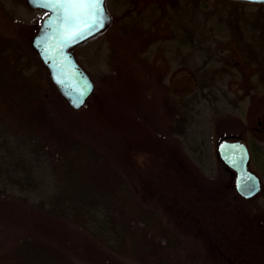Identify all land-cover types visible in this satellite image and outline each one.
Wrapping results in <instances>:
<instances>
[{"label": "trees", "instance_id": "16d2710c", "mask_svg": "<svg viewBox=\"0 0 264 264\" xmlns=\"http://www.w3.org/2000/svg\"><path fill=\"white\" fill-rule=\"evenodd\" d=\"M112 1L119 3V0ZM166 1L174 7V28L181 46L189 44L196 48L198 45L201 49L200 45L207 43L208 33L201 27L200 20L192 17L196 15L195 10L192 11L188 4L184 5L182 0H159L158 4L163 5ZM218 1L232 4L233 8L228 13L235 19L239 18L237 7L250 3ZM254 4L261 9L251 16L260 33L250 37L257 47L264 48V3ZM38 27L29 36L32 57L18 39L0 36V200L2 204L12 205L13 212L17 205L18 212L14 216L19 227L10 237L0 232V264H129L130 259L147 264L150 259L155 264H192L189 263L191 256L175 263L171 256L179 244L175 231L166 227L154 211L136 204V193L125 173L91 141L57 123L48 105L50 86L57 91L32 45ZM235 30L240 35H232L233 40L246 44L248 40L241 37V30ZM193 32L196 34L194 37ZM103 34L87 40L76 49ZM249 58L243 65L249 67L253 60L258 62L256 70L262 67L263 61L257 55ZM249 76L251 78V74ZM250 83L247 77L240 86L249 87ZM246 93L254 103L264 97L261 91ZM89 98L96 99V94ZM94 101L96 106L102 105V102ZM175 101L178 108L184 107L187 111L202 107L191 93L187 98L181 94ZM218 107L215 105V109ZM99 110L102 111L101 108ZM250 110L246 117H251L246 119L232 113H217L215 117L233 120L238 129L237 137H241L253 124L263 126L258 115L264 109H254L255 112L249 113ZM118 120L117 116L104 119L107 125L117 130L121 127ZM138 128L137 141L130 140L126 133L122 134L119 152L127 166L136 168L137 156L141 153H150L154 157L151 166L158 165L153 168L154 175L142 177L144 187L149 190L146 193L158 192L161 198L166 199L165 206L182 224L191 226L194 223L211 249L223 257L228 256L230 263L260 264V256L249 252L245 242H240L238 247L227 242L225 214L231 209L233 197H241L233 184V171L220 159L231 176L224 189L215 186L213 190L203 186V191L192 190L191 184L198 179V170L186 160L188 156H180L177 152L178 156L172 157L169 151L165 156L162 146L157 144L165 140V133L154 142L148 125ZM202 132V127L194 126L188 134V146L199 158L204 142ZM176 148L171 150L175 152ZM258 149L260 153L254 152V156L256 159L260 156L264 161V147L258 146ZM4 213L0 204V215ZM253 222L255 220L249 221L250 224ZM251 233L249 242L258 238L257 232ZM76 235L81 239L77 240ZM257 243L264 249V242Z\"/></svg>", "mask_w": 264, "mask_h": 264}, {"label": "rangeland", "instance_id": "374dc122", "mask_svg": "<svg viewBox=\"0 0 264 264\" xmlns=\"http://www.w3.org/2000/svg\"><path fill=\"white\" fill-rule=\"evenodd\" d=\"M158 3L159 0H119V3L108 0V9L114 17L112 25L97 40L74 50L79 63L95 82L93 95L96 94V99L89 98L84 107L74 109L50 86L48 105L57 123L91 141L125 173L136 193V204L154 211L166 227L175 231L179 241L176 252L171 253L175 263L191 256L189 263L192 264H235L227 260L228 256L223 257L211 249L194 223L191 226L182 224L165 206V198H161L158 192L146 193L149 190L144 187L142 177L154 175L153 168L158 167L151 166L154 161L152 154L141 153L136 160L138 167H130L123 160L119 145L123 133L130 140L137 141L140 125L145 128L148 125L154 142L165 133V140L157 144L162 146L165 156L169 152L170 156H178L177 152L180 156H188L186 160L198 170V179L191 184L192 190L203 191V186L213 190L215 186L224 189L230 176L220 160L217 144L222 139L242 138L251 149L250 168L258 173L264 184V161L260 156L258 159L254 156V152L260 153L258 146L264 147V112L258 115L263 126L253 124L241 137H237L238 129L233 120L215 117L217 113H232L246 119L251 117H246L249 108V113L255 112L254 109H264V97L254 103L246 93H264V48L257 47L250 37L260 33L251 16L261 9L254 3L239 5V18L235 19L228 13L233 8L231 3L182 0L184 5L188 4L192 11L195 10L196 15L192 17L200 20L201 27L208 33L207 43L200 45V49L198 45L196 48L189 44L181 46L174 28V7L168 1L163 5ZM155 8L156 11L153 10ZM44 15L43 11L28 6L27 0H0V36L18 39L32 57L29 36L40 25ZM235 28L241 30V37L248 40L245 41L247 45L233 40L232 35H240ZM251 55H257L263 61L261 68L256 70L258 62L253 60L251 66L243 65ZM37 65H40L39 61ZM247 77L251 86L242 88L240 82H246ZM188 93L201 103V108L198 106V109L190 111L178 108L175 100L181 94L187 98ZM94 100L102 102V105L96 106ZM215 105L219 106L218 109ZM106 116L119 117L121 127L112 129L104 121ZM194 126L204 130V142L199 150L201 158L194 156L188 146V134ZM172 147H177L175 152ZM47 162L51 161L47 159ZM233 198L231 209L224 218L227 219V242L237 247L240 242H245L247 250L260 256V264H264L263 245L257 243L264 242V191L249 199ZM1 202V209L7 214L0 215V232L10 237L19 228L14 216L18 207L16 205L13 212L12 205ZM251 219L256 223L250 224ZM251 232L258 238L249 242L253 235ZM75 237L81 239L78 235ZM254 242L259 244L258 247ZM130 261L129 264H147L134 262V259ZM148 264L155 263L150 259Z\"/></svg>", "mask_w": 264, "mask_h": 264}, {"label": "water", "instance_id": "95a60500", "mask_svg": "<svg viewBox=\"0 0 264 264\" xmlns=\"http://www.w3.org/2000/svg\"><path fill=\"white\" fill-rule=\"evenodd\" d=\"M107 1L102 0L95 18L96 24L89 29L83 23H65L62 9L45 7L46 0H27L30 7L45 13L32 38V45L55 89L74 109L84 107L95 91V82L79 63L74 49L112 25L114 17L108 9ZM237 1L264 3V0ZM217 152L220 159L233 171L234 186L241 197L249 199L262 192V180L250 168V149L242 138L222 139L217 144Z\"/></svg>", "mask_w": 264, "mask_h": 264}, {"label": "snow or ice", "instance_id": "6c2138e0", "mask_svg": "<svg viewBox=\"0 0 264 264\" xmlns=\"http://www.w3.org/2000/svg\"><path fill=\"white\" fill-rule=\"evenodd\" d=\"M101 3L102 0H46L44 6L62 9L65 23H83L91 29L96 24L95 18L99 13ZM249 191H251L250 188Z\"/></svg>", "mask_w": 264, "mask_h": 264}, {"label": "flooded vegetation", "instance_id": "af4514ba", "mask_svg": "<svg viewBox=\"0 0 264 264\" xmlns=\"http://www.w3.org/2000/svg\"><path fill=\"white\" fill-rule=\"evenodd\" d=\"M250 148V147H249ZM252 158V157H251ZM262 185H263V188H262V190L264 189V184H263V182H262ZM262 193V192H261Z\"/></svg>", "mask_w": 264, "mask_h": 264}]
</instances>
